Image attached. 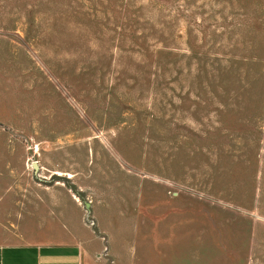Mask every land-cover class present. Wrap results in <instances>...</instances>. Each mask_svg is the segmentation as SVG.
<instances>
[{"label": "rangeland", "instance_id": "1", "mask_svg": "<svg viewBox=\"0 0 264 264\" xmlns=\"http://www.w3.org/2000/svg\"><path fill=\"white\" fill-rule=\"evenodd\" d=\"M2 230L264 264V0H0Z\"/></svg>", "mask_w": 264, "mask_h": 264}, {"label": "crops", "instance_id": "2", "mask_svg": "<svg viewBox=\"0 0 264 264\" xmlns=\"http://www.w3.org/2000/svg\"><path fill=\"white\" fill-rule=\"evenodd\" d=\"M33 232L44 234L48 240H30L22 237V240L12 243L0 242V264H107L97 254L98 245H85L81 240L69 235L70 232L60 233L65 236L62 238H53L58 235L54 231ZM0 233H4V230Z\"/></svg>", "mask_w": 264, "mask_h": 264}, {"label": "water", "instance_id": "3", "mask_svg": "<svg viewBox=\"0 0 264 264\" xmlns=\"http://www.w3.org/2000/svg\"><path fill=\"white\" fill-rule=\"evenodd\" d=\"M84 204L87 206L88 205V202H84Z\"/></svg>", "mask_w": 264, "mask_h": 264}]
</instances>
